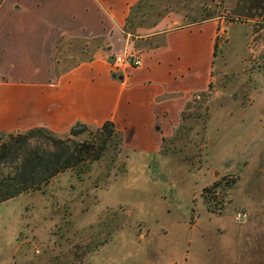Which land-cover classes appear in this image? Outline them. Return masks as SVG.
Returning <instances> with one entry per match:
<instances>
[{
  "label": "rangeland",
  "instance_id": "374dc122",
  "mask_svg": "<svg viewBox=\"0 0 264 264\" xmlns=\"http://www.w3.org/2000/svg\"><path fill=\"white\" fill-rule=\"evenodd\" d=\"M149 4L147 27L172 10L182 25L219 17L209 89L156 153L122 132L100 148L98 127L82 123L52 131L91 141L87 159L0 204V264H264V0Z\"/></svg>",
  "mask_w": 264,
  "mask_h": 264
},
{
  "label": "crops",
  "instance_id": "0c3cea01",
  "mask_svg": "<svg viewBox=\"0 0 264 264\" xmlns=\"http://www.w3.org/2000/svg\"><path fill=\"white\" fill-rule=\"evenodd\" d=\"M149 2L0 0V133L111 121L127 147L156 153L209 89L219 17L182 25L172 10L147 27ZM135 45L142 65L115 68Z\"/></svg>",
  "mask_w": 264,
  "mask_h": 264
},
{
  "label": "trees",
  "instance_id": "16d2710c",
  "mask_svg": "<svg viewBox=\"0 0 264 264\" xmlns=\"http://www.w3.org/2000/svg\"><path fill=\"white\" fill-rule=\"evenodd\" d=\"M217 48L216 42L215 55ZM95 131V136H102L97 144L100 148L105 147L106 134H120L111 121ZM37 132L49 136L46 145L31 142ZM52 134L46 128L37 127L26 133L10 135L8 140L0 142V204L20 194L38 190L57 174L85 162L87 158L81 160L80 157L83 151L89 152L91 141L71 145Z\"/></svg>",
  "mask_w": 264,
  "mask_h": 264
},
{
  "label": "built area",
  "instance_id": "2783aa9c",
  "mask_svg": "<svg viewBox=\"0 0 264 264\" xmlns=\"http://www.w3.org/2000/svg\"><path fill=\"white\" fill-rule=\"evenodd\" d=\"M143 63L142 53L135 46L126 49L124 52L115 55L113 64L115 68L139 67Z\"/></svg>",
  "mask_w": 264,
  "mask_h": 264
}]
</instances>
